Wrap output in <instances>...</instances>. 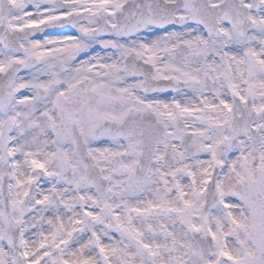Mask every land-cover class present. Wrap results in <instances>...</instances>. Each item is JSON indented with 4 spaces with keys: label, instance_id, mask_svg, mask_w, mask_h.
<instances>
[{
    "label": "snow or ice",
    "instance_id": "snow-or-ice-1",
    "mask_svg": "<svg viewBox=\"0 0 264 264\" xmlns=\"http://www.w3.org/2000/svg\"><path fill=\"white\" fill-rule=\"evenodd\" d=\"M0 264H264V0H0Z\"/></svg>",
    "mask_w": 264,
    "mask_h": 264
}]
</instances>
